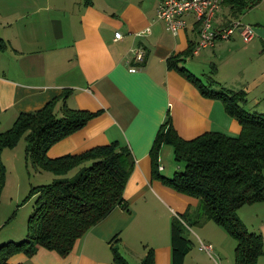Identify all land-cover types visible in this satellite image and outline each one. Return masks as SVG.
Masks as SVG:
<instances>
[{
    "label": "crops",
    "instance_id": "1",
    "mask_svg": "<svg viewBox=\"0 0 264 264\" xmlns=\"http://www.w3.org/2000/svg\"><path fill=\"white\" fill-rule=\"evenodd\" d=\"M159 2L0 0V131L12 124L18 112L39 108L67 89V106L101 111L82 128L53 143L46 154L77 153L116 140L128 145L134 157L123 189L128 210L114 206L78 237L64 256L39 247L30 256L13 254L11 262L115 264L110 239L116 235L126 258L127 253L132 254L137 263L145 246H151L154 264H169L171 217L193 209L197 199L151 175L149 150L160 123L169 111L173 127L184 138L208 130L236 135L240 125L225 112L220 100L202 96L188 80L166 67L165 58L193 44L198 30L189 14L177 33L166 30L156 17ZM249 10L250 21L236 18L253 26L251 39L243 38L235 28L230 37L191 53L195 60L184 61L193 73L213 64L214 79L227 88L244 89L242 105L256 110L251 108L264 106V0ZM232 17L220 4L212 24L223 25ZM146 27L147 33L136 34ZM115 31L121 36L114 38ZM133 48L142 50L144 58L138 65L132 60L136 67L130 70L127 62ZM60 105L58 99L56 114L61 113ZM166 148L167 144L160 148L158 168L168 176L162 161ZM3 155L4 151L2 160ZM236 211L248 229L262 234L258 264H264V200L243 204ZM209 221L197 226L194 234L198 240L207 238L203 234L206 226L218 232ZM25 234L26 230L10 232L1 240H17Z\"/></svg>",
    "mask_w": 264,
    "mask_h": 264
},
{
    "label": "trees",
    "instance_id": "2",
    "mask_svg": "<svg viewBox=\"0 0 264 264\" xmlns=\"http://www.w3.org/2000/svg\"><path fill=\"white\" fill-rule=\"evenodd\" d=\"M259 1L221 0L220 4L236 18ZM192 47L189 43L184 50L169 54L166 67L188 80L202 96L220 100L225 112L237 120L240 130L236 135L208 130L184 138L173 127L169 111L160 123L149 150L151 175L197 199L194 211L187 208L171 217L169 264H183L189 249V239L184 235L186 225H202L208 220L234 238L233 264H258L263 252L262 234L248 229L236 210L243 204L264 200V112L244 108L246 91L221 85L212 76L213 64L205 73L207 82L188 69L183 62ZM67 95L68 90L64 89L41 107L18 112L12 124L0 131V193L5 180L1 152L16 145L21 137L25 140L26 161L54 174L47 183L30 185L24 199L33 196L34 201L25 237L0 243V264H24L11 262L10 257L18 252L30 256L39 247L64 256L76 239L114 206L128 210L123 189L134 166L128 145L115 140L77 153L55 157L46 154L53 143L82 128L101 111L69 107L65 103ZM58 99L60 114L54 111ZM163 144L171 147L177 163L168 176L158 168ZM72 169L74 173L67 175ZM117 242L114 235L110 239L112 260L115 264H130ZM154 262V248L145 246V253L136 264Z\"/></svg>",
    "mask_w": 264,
    "mask_h": 264
},
{
    "label": "rangeland",
    "instance_id": "3",
    "mask_svg": "<svg viewBox=\"0 0 264 264\" xmlns=\"http://www.w3.org/2000/svg\"><path fill=\"white\" fill-rule=\"evenodd\" d=\"M250 14V10L248 9L240 14L239 18L250 21ZM192 57V55H188L185 60H195L191 59ZM183 63L185 65L186 62L184 61ZM207 66L210 67V64L207 63L206 66H203V69L201 68L199 70L198 68V70L194 72L200 76L204 82H207L205 78ZM212 86L216 87L215 84H212ZM248 107V105L244 106L246 109H248ZM251 109H256L258 111L262 109V111H264V106L261 104L259 107L254 106V108ZM24 145L25 140L21 137L14 148H4V150H2V152L4 151L5 180L0 194V243L3 241L1 239L6 237L8 233L26 230L27 217L32 209L34 201L33 196L29 197L27 200L24 199L30 185L47 183L51 181L54 176L50 171L38 169L28 160L26 161ZM169 147L170 146L167 145V148L164 149L162 153V161L165 165L163 172L168 175L177 167V163L174 161L172 151ZM74 171L75 169L70 170L67 175L73 174ZM209 222L214 228H217L218 232L207 228V226L204 227L203 234L207 238L203 236L200 237L207 241H204L202 238L198 240L194 234L198 228L197 226L200 225H186L184 235L189 239V249L185 254L184 264H217L218 261H220L221 264H233L234 238H232L223 227L212 221ZM23 237H25V235ZM200 242H210L211 250L206 251L205 249H200ZM216 246L220 248V251L216 250ZM127 258L131 264H136L132 254L127 253Z\"/></svg>",
    "mask_w": 264,
    "mask_h": 264
},
{
    "label": "built area",
    "instance_id": "4",
    "mask_svg": "<svg viewBox=\"0 0 264 264\" xmlns=\"http://www.w3.org/2000/svg\"><path fill=\"white\" fill-rule=\"evenodd\" d=\"M221 0H160L156 17L163 23V26L169 32L175 34L179 29L186 25V16H193L198 30V38L193 43L191 53H197L200 49L212 46L217 39H226L231 36L235 28H238L242 37L246 40L254 36L252 25L242 23L238 18H231L225 24L214 26L212 20L214 13ZM149 28L146 27L136 34L147 33ZM119 31L114 32V38L120 37ZM144 58L142 50L133 48V55L128 59V68L134 69L136 65L131 64L132 60L135 64H140ZM160 168V166H159ZM200 249L206 251L211 250L209 243L200 242Z\"/></svg>",
    "mask_w": 264,
    "mask_h": 264
}]
</instances>
